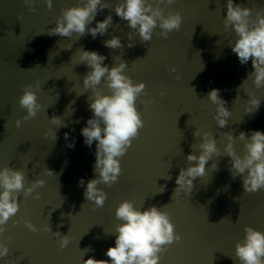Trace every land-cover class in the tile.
I'll return each mask as SVG.
<instances>
[{"label":"water","instance_id":"95a60500","mask_svg":"<svg viewBox=\"0 0 264 264\" xmlns=\"http://www.w3.org/2000/svg\"><path fill=\"white\" fill-rule=\"evenodd\" d=\"M110 2L113 8L96 17L113 16L107 34L95 39L86 34L78 40V34L53 36L48 29L55 26L62 8L77 6L80 0H53L50 10L45 0H38L35 12H29L23 0H0V170L5 166L23 170L25 189L37 179L46 181L36 189L40 199L35 193L27 198L20 194L19 211L0 235V242L10 248L0 264H84L90 257L109 259L105 252L115 246L116 226L121 223L115 213L124 200H134L141 210L155 205L170 214L182 239L167 246L159 264H239L232 257L236 244L245 237V228L264 232V188L249 194L244 192L242 177L233 179L228 171L230 158L224 153L225 132L236 137L235 150L243 155L245 141L239 139L240 132L250 136L252 130L264 131V87L256 88L254 77L247 79L253 71L251 60L241 65L229 45L238 37L231 27L225 29L227 0H175L162 5L165 15L168 11L182 14L181 29L164 39L155 34L161 31L157 28L147 43L116 16L114 5L120 0ZM235 3L264 10V0ZM252 15L255 18V11ZM93 26L95 22L89 25ZM129 32L133 33L131 48ZM113 36L121 38L123 48L104 47L103 41ZM81 48L105 55L109 67L126 61L125 74L135 83L146 84L147 95L137 100L145 125L120 158L123 172L118 182L111 187L98 185L108 194L102 207L84 199L88 181L97 174L96 144L89 148L81 135L93 115L88 101L91 91L83 86L90 69L80 61ZM173 66L176 73L171 72ZM36 81L41 83L38 102L43 108L35 118L23 121L27 110L20 108L19 98L24 85ZM99 88L110 94L105 83ZM212 89H219L231 111L223 129L213 119L216 105L206 97ZM251 98L261 99V105L258 111L247 113ZM147 100L155 102H141ZM52 116H61L67 127L56 129L50 122ZM17 119L22 120L19 127ZM49 129L56 130V141L45 138ZM197 129L199 137L194 136ZM204 131L214 134L222 155H214L207 163V173L196 179L191 195H174L180 168L189 166L188 154L199 155ZM72 141L74 148L67 146ZM213 163H218L219 171H213ZM47 169L55 175L48 176ZM81 178L83 187L79 186ZM26 220L38 229L50 223L52 232L69 236V245L61 249L60 237L42 230L33 233L25 226ZM86 248L92 251L85 254Z\"/></svg>","mask_w":264,"mask_h":264},{"label":"clouds","instance_id":"9594fccd","mask_svg":"<svg viewBox=\"0 0 264 264\" xmlns=\"http://www.w3.org/2000/svg\"><path fill=\"white\" fill-rule=\"evenodd\" d=\"M23 2L28 6L29 12L36 11L35 5L38 0H23ZM45 2L50 10L53 7V0H45ZM174 3L175 0H120L115 3L114 11L116 16L127 22V27L138 32L142 42L147 43L153 39L157 28L161 31L155 34L164 39H167L171 32L181 29L182 14L179 11H168L165 15V8L162 7V5ZM112 8L113 3L110 0H80L77 6L61 9V16L57 18L55 26L48 29V34L63 37L78 34V40L86 34H90L93 39L98 35L104 36L113 25V16L109 14L103 20H97L96 17L105 9ZM254 11L255 18L252 15ZM19 18H23L22 14ZM93 22L95 26L89 27ZM224 25L226 30L231 27L238 37L234 44L229 45L232 52L238 56L240 64L246 65L251 60L253 71L248 74L247 79L254 77L255 87H264V10H254L235 3V0H227ZM128 40V47H133L132 32L128 33ZM103 45L112 50L123 48L119 36L103 41ZM80 50L81 63L90 69L84 76L83 86L91 91L88 101L93 114L92 118L87 120L86 126L81 129V135L84 137L85 145L89 148L94 142L96 144L94 173L97 174L96 178L88 181L84 199L94 201V207H102L108 194L98 185L111 187L118 182L123 172L120 158L127 153L133 140L139 137L140 130L145 125L137 108V100L142 94L147 95L146 84L144 82L135 83L130 76L125 74L124 70L128 67L126 61L121 59L118 66L109 67L104 63L107 59L105 55L98 51L83 48ZM171 72L176 73L177 67L173 66ZM102 82L106 84L110 94H103V90L99 88ZM41 90L40 81H36L35 85H24L23 95L19 98L20 108L27 110L23 121L35 118L42 110L43 105L38 102V92ZM160 95L163 97L166 93L162 91ZM206 97L216 105L213 119L216 120L218 127L226 128L228 118L231 116L227 101L221 98L219 89H212ZM141 102L150 104L155 101ZM248 104L251 107L246 109L247 113L258 111L261 99L251 98ZM50 122L57 126L56 129L67 127L61 116H52ZM15 123L19 127L22 120L17 119ZM74 123H79V121ZM44 136L45 138L51 137L53 141L57 140L56 130L49 129ZM194 136H201V131L197 129ZM225 136L228 143L224 148V153L230 158L228 171L233 179L237 176L242 177L244 192L249 194L259 192L264 188V131L252 130L250 136L246 132H240L239 139L245 141L243 155L235 150L236 137L231 132H225ZM68 138L69 133L65 132L64 139L68 140ZM67 146L74 148L75 141ZM199 148L201 149L199 155L195 152L187 155L186 160L189 166L180 168L175 180L177 187L174 195L181 193L191 195L196 179L206 175L207 163L213 159L214 155L216 157L222 155L217 146L216 137L209 131L202 133ZM211 168L214 172L219 171L218 163H213ZM46 174L55 175L49 169L46 170ZM25 175L23 170L8 166L0 170V189H2L0 191V235L5 232L8 221L19 211L21 193L25 198L33 193L36 199L41 197L36 189L43 187L46 181L37 179L25 189ZM84 184L85 180L81 178L79 186L83 187ZM115 216L121 223L116 226L115 246L109 247L105 252V256L109 259L97 260L90 257L84 260V264H159L160 254L167 250V246L182 239V236L175 231L170 214L155 205L141 210L135 207L134 200H124L116 209ZM14 223L18 224L19 221H14ZM24 224L33 233L42 230L60 237L61 249L66 248L70 243L68 235L52 232L50 223L43 229H38L31 221L26 220ZM84 250L85 254L92 251L91 248ZM9 251L10 248L0 242V258L8 257ZM232 259H238L239 264H264V232L247 226L245 237L236 244L235 256Z\"/></svg>","mask_w":264,"mask_h":264}]
</instances>
